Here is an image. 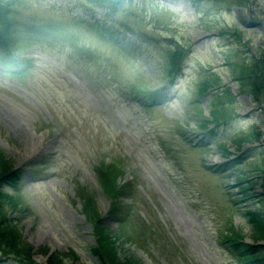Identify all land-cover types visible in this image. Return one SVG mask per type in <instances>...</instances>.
Returning <instances> with one entry per match:
<instances>
[{
    "label": "rangeland",
    "instance_id": "1",
    "mask_svg": "<svg viewBox=\"0 0 264 264\" xmlns=\"http://www.w3.org/2000/svg\"><path fill=\"white\" fill-rule=\"evenodd\" d=\"M94 3L0 0L12 13L0 24H17L3 28L0 66L32 65L20 78L0 72V174L18 172L16 188L0 189L26 264H99L97 218L121 262L264 264L247 218L264 214V73L253 76L264 71V0H124L115 15L103 7L114 0ZM186 63L173 103L135 101L167 95V73ZM214 71L221 86L200 96ZM216 105L231 117L214 126ZM234 240L260 252L245 257Z\"/></svg>",
    "mask_w": 264,
    "mask_h": 264
},
{
    "label": "trees",
    "instance_id": "2",
    "mask_svg": "<svg viewBox=\"0 0 264 264\" xmlns=\"http://www.w3.org/2000/svg\"><path fill=\"white\" fill-rule=\"evenodd\" d=\"M0 15L5 18L7 15V8L3 11L1 9ZM10 21V20H9ZM0 27H3L0 24ZM260 71L253 72V76L259 78L260 72L262 74L261 67L259 68ZM258 89V87H257ZM226 110V111H225ZM222 113H215L214 120L215 123L221 122V120L229 119L231 117V113L228 109H225ZM114 173L113 176L118 175V170H115L113 167ZM18 172L16 171H2L0 174V186L1 189H10L11 187L16 188L17 182H18ZM14 179V180H13ZM0 189V254L3 255V257H14L15 260L20 261L23 264L28 263L29 260H31V251L27 244L22 242L21 240V232L16 224H13V221L9 220L6 216L7 213V206L11 202L8 199L7 194L2 192ZM117 209H115L116 211ZM248 222L251 223L256 231L255 239H262L264 240V214H258V213H247ZM95 223V236H96V246L92 248L91 254L98 260L99 264H135L131 260H127L125 262H121L115 252V240L112 241V237H110L109 234H107L103 229L100 228V225L102 224V221H100L98 218ZM240 239L243 240L242 236H240ZM237 240H234V242ZM236 243L233 245V247L236 250H239L242 252V255L245 257H251L253 256V250H255V247L253 248L250 245H245ZM258 253L260 250H255ZM68 257H58V256H52L49 259L48 264H66V260Z\"/></svg>",
    "mask_w": 264,
    "mask_h": 264
}]
</instances>
